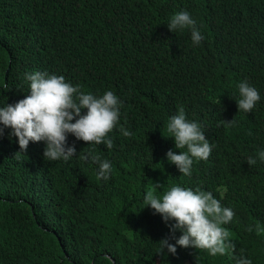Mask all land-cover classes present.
I'll list each match as a JSON object with an SVG mask.
<instances>
[{"label": "trees", "instance_id": "16d2710c", "mask_svg": "<svg viewBox=\"0 0 264 264\" xmlns=\"http://www.w3.org/2000/svg\"><path fill=\"white\" fill-rule=\"evenodd\" d=\"M182 11L205 37L199 45L190 29L169 31ZM34 72L86 94L111 90L121 116L112 149L69 133L67 162L45 159L44 141L22 152L0 123V264H237L241 255L264 264V0H0V107L30 94ZM243 80L261 97L251 113L235 101ZM180 108L213 146L191 176L166 156L187 150L165 138ZM92 155L111 163L109 179H97ZM157 183V195L179 185L232 209L223 227L235 249L213 257L176 244V222L144 203ZM162 240L176 253L160 252Z\"/></svg>", "mask_w": 264, "mask_h": 264}, {"label": "clouds", "instance_id": "9594fccd", "mask_svg": "<svg viewBox=\"0 0 264 264\" xmlns=\"http://www.w3.org/2000/svg\"><path fill=\"white\" fill-rule=\"evenodd\" d=\"M167 26L173 33L190 29L194 45H199L205 39L187 11L172 15ZM26 79L30 81V94L15 105L0 107V123L12 129V135L18 138L22 152L27 150L30 141H44L45 159L67 162L76 155L74 145L66 147L69 133L88 144H104L108 149L114 147L109 133L117 126L121 116V101L114 92L109 90L102 96L86 94L79 85L73 86L66 82L64 76L47 72L26 73ZM237 87L240 98L235 101L238 110L251 113L260 101V93L247 80L239 82ZM83 109H87L86 114H82ZM235 122L233 119L230 122L221 120L220 123L232 125ZM120 131L125 137L132 135L123 126ZM167 132L168 137L162 136L174 138L177 149H187L179 154L169 150L166 154L168 161L175 164L183 175L191 176L194 158L207 160L213 146L206 139L202 126L186 119L183 108L169 118ZM258 158L264 162V151L258 153ZM83 159L87 161L89 154H85ZM91 160L99 164L97 179H109L111 163L95 155L91 156ZM256 162L253 157L247 160L249 165H255ZM162 187L161 184H154L146 192L144 203L161 214L165 221L171 219L176 222L172 226L173 230L178 229L183 233L176 244L183 248L205 250L213 257L224 256L235 249L229 230L223 227L233 220L235 213L232 209L223 207L211 192L176 185L162 196L157 195V189ZM261 231L264 229L258 227L257 233ZM160 244V252L166 246L170 253H176V246L167 240H162ZM237 264H252V261L241 255Z\"/></svg>", "mask_w": 264, "mask_h": 264}]
</instances>
